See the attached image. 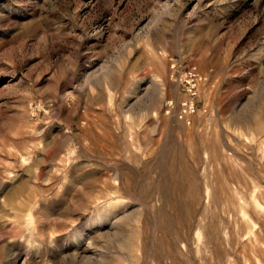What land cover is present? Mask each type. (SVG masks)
I'll return each mask as SVG.
<instances>
[{"label":"rangeland","instance_id":"obj_1","mask_svg":"<svg viewBox=\"0 0 264 264\" xmlns=\"http://www.w3.org/2000/svg\"><path fill=\"white\" fill-rule=\"evenodd\" d=\"M0 264H264V0H0Z\"/></svg>","mask_w":264,"mask_h":264}]
</instances>
